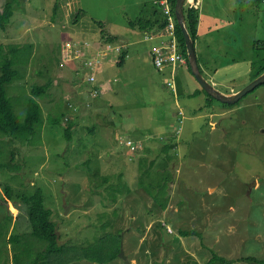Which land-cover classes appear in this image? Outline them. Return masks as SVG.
I'll use <instances>...</instances> for the list:
<instances>
[{
    "label": "rangeland",
    "instance_id": "rangeland-1",
    "mask_svg": "<svg viewBox=\"0 0 264 264\" xmlns=\"http://www.w3.org/2000/svg\"><path fill=\"white\" fill-rule=\"evenodd\" d=\"M152 1L0 0V11L5 8L7 14L0 26L2 52L15 51L7 56L20 73L7 90L20 120L30 87L51 82L45 94L33 97L43 113L39 137L24 143L0 133V264H16L22 244L11 238L31 231L20 196L37 188L44 207L52 211L59 244L82 247L119 232L120 251L130 264H221L212 261L213 254L236 260L233 264L264 262V84L234 104L212 98L205 106L203 92L190 98L202 88L186 58L164 68L171 78L163 77L146 53L152 44L143 40L146 31L129 25L149 17ZM243 7L226 9L241 18L237 26L221 29L222 44L208 49L211 64L239 58L263 63L264 4ZM100 35L120 44L137 43L129 46L124 69L104 61L96 71L74 58V52L83 50L75 49V42L93 49ZM124 50L125 45L117 49ZM179 68L188 72L185 81ZM176 76L183 91L175 85ZM253 77L233 85L242 88ZM106 82L112 89L99 91ZM191 109L203 111L195 115ZM52 118L59 122L50 124ZM67 120L72 122L70 139L64 135ZM128 140L139 147L133 157L124 145ZM160 140L173 147L163 153ZM165 157L171 158L162 163ZM141 159L149 175H142L144 184L139 185ZM150 161L155 163L151 169ZM119 174L128 193L118 185ZM7 186L9 202L4 198ZM167 196L165 209L155 204L154 198ZM120 251L104 264H124ZM241 257L255 261H239ZM57 264L100 263L83 257L74 261L67 253Z\"/></svg>",
    "mask_w": 264,
    "mask_h": 264
},
{
    "label": "trees",
    "instance_id": "trees-1",
    "mask_svg": "<svg viewBox=\"0 0 264 264\" xmlns=\"http://www.w3.org/2000/svg\"><path fill=\"white\" fill-rule=\"evenodd\" d=\"M175 3L176 0H167L166 2L168 9L170 10L172 16H174V23H175V30L178 40L179 51L183 54V56L187 60L184 37L176 22V18L174 14ZM4 10L5 8L3 9V11H0V26L3 25L2 23L3 19L5 21L7 17V14H4ZM155 12L158 13V11ZM77 19L79 18L77 17ZM184 19L188 31L190 33V36L192 40L195 41L197 38L199 6L197 8L194 7L190 8L188 6V0H187L184 6ZM129 25L140 31L144 30L146 32L147 31L149 32L153 30V32L156 34V31L163 29V27L165 26V19L160 18L157 21H152L151 19L139 18L136 20L129 21ZM100 26L102 27V24H100ZM100 38L101 40L104 39L102 42L105 43L112 42L109 38L103 35H101ZM256 45L257 42H255L254 46ZM29 46L30 45H27L25 48ZM3 49H4V45L0 43V54H4L3 59L0 61V133L13 136L24 143H29L32 136H35L36 138L39 137L40 131L43 128L42 109L39 103L33 97L34 96L40 97L43 94H45L46 91L50 88L51 82L48 81L44 85L41 86L32 85L30 87V95L26 100V114L24 119L20 120L15 114L14 101L11 97H9L7 90V87L13 82L16 76L18 75L20 76V73L17 74L16 69L13 67L14 62L12 61V59L8 57L10 56L11 53H14L15 51H11L13 49L10 48L9 51L7 50L2 52ZM125 56H126V52H123L122 55L120 56L121 64ZM252 66H253L252 75L256 77L257 75H259L261 72L264 71V58H263V63H259V64L256 63L255 60H253ZM187 69L191 73L188 62H187ZM200 71L202 72L201 68ZM27 73L25 74L24 79L26 78ZM202 92L206 95L205 106H207L209 103L212 102L213 99L208 94H206V92H204L203 89H201V91L197 90L189 94V97L191 98L198 96ZM190 111H193V113L197 114L203 110L191 109ZM58 122H59L58 118H52L49 120L50 124H56ZM71 126H72V122L68 121V127L64 129V135L67 139L71 138V133H70L72 128ZM170 148L171 147L168 145L163 146L162 152L166 153ZM169 158L171 157H165L162 163L167 162ZM143 163L144 162L141 159L139 161V170L140 171L142 170V172H140L141 176H139V181H138L139 185L144 184L140 180L142 178V175H144L145 177L149 175L148 171L143 170ZM154 164H155L154 161L149 162L150 167H153ZM121 181H122L121 174H119L118 185L120 186L124 185L126 192L129 188L125 183H121ZM11 192L12 191L10 187L7 186L5 188V193H4L5 195L4 198L6 199L5 200L6 202H9ZM158 192L164 193L163 189L162 191H158ZM20 197L27 207L25 211L27 214L29 225L31 227V231L30 234H28L27 236L15 235L12 236L11 238L12 240L17 241L19 244H22V246L17 248L20 250L14 256V260L16 264H21V260H25V259H27L28 262L24 264H57V259L62 255H66L67 253L73 256L74 261L77 258L83 257L86 258L87 260L97 261L100 264H104V262H109L113 260L119 253L120 251L119 239L121 238L119 232L116 235L104 234L101 237L95 239L94 242L86 243L82 247L73 244L67 245L66 243L59 244L58 237L55 232L56 223L53 222V220L51 219V215H52L51 209L44 207L42 190L40 188H37L32 195L22 194ZM154 200H155V204L163 209L166 208V205L169 201L168 196L164 200L159 198H154ZM160 227H166V224L164 225L161 224ZM180 234L183 236H191L192 234L196 235V232L180 231ZM35 247L38 248V251L34 250ZM33 251H35V253H32ZM50 255H54L55 257L57 256V259L49 260L48 257ZM101 256L104 258H101ZM212 261H218L221 264H233L236 260H226L223 257H219L213 254ZM239 261L251 263L255 261V259L251 257H241ZM263 263H264L263 261H259V264H263Z\"/></svg>",
    "mask_w": 264,
    "mask_h": 264
},
{
    "label": "crops",
    "instance_id": "crops-1",
    "mask_svg": "<svg viewBox=\"0 0 264 264\" xmlns=\"http://www.w3.org/2000/svg\"><path fill=\"white\" fill-rule=\"evenodd\" d=\"M161 0H153L152 5H154V8L151 10L150 15L146 19H151L152 21H157L160 18H163L162 15V9L159 6V2ZM167 2V0H165ZM197 4L199 6V20H198V25H197V38L194 41L195 44V50L197 54V59L199 66L202 70V75L203 73L208 75V78L204 77L211 81L213 84L216 86L225 89V91H236L240 89V87L236 88L234 86V82H241V81H246L252 73H253V59L252 58H239V59H231L227 62L224 63H219V64H211L209 60V55H208V49L212 47L213 43H217L219 46L222 44L221 39H220V32L223 27L225 28L228 24H232L233 26H237L239 24V19L241 18L239 15L236 16L234 14V11L230 12L229 14L226 9H231V10H237V9H242L251 7L253 8V4L260 2L258 0H196ZM262 3V2H261ZM264 4V3H263ZM155 11H158L156 13ZM103 29V28H101ZM104 30V29H103ZM102 31H100L101 33ZM150 33L153 34V30L149 31ZM146 32L144 33L143 40L144 41H152L151 48L149 50L146 49V53L149 56V59L151 61V52L154 51L161 42V38H154L153 40H146L145 36L149 35ZM101 37V35H100ZM114 38V37H113ZM99 39V36H97V40ZM104 40V39H103ZM257 40L253 41V44H255ZM77 43V42H75ZM112 44V42H110ZM111 44H106V46H101L98 47L96 44H92L93 49L88 50L87 46L85 45L84 47L82 46H76L77 48H82L83 50H79L78 52L76 51L73 53V56L75 58H78L79 60H83L84 64H86L90 69H95L98 65H103L104 61L109 62V63H116V65L120 69H124L126 66V61L129 55V46L135 43L133 40H131L127 44H120L118 42V39H115V42L113 44H116V46H126V56L124 57L122 64H121V58L117 57V60L115 61V53H110L108 50L111 47ZM78 45V44H77ZM76 48V49H77ZM89 57V58H88ZM94 57V58H92ZM107 59V60H106ZM152 63V62H151ZM121 64V65H120ZM217 65L216 67H214ZM198 66V67H199ZM199 68V70H200ZM159 74L163 75V77H166L167 79L171 78V71L167 72V70H157ZM178 71L181 72L180 78H182L184 81L186 80V74L188 72L183 71L181 68L178 69ZM176 75V74H175ZM188 75V74H187ZM164 78L163 80V88L165 87V82H167V79ZM176 81H177V76H176ZM118 82V80L114 79L113 83ZM229 84H232L229 86ZM175 85L180 88V90H184L182 88V85L177 81ZM106 86H110L112 89V84L110 82H106L103 84H100L97 89L99 91H102L100 89L105 88ZM188 89V88H187ZM185 89V90H187ZM188 94V93H187ZM186 96L188 97V95ZM96 96V95H94ZM189 98V97H188ZM181 107L179 108V111H181ZM178 111V112H179ZM190 113H193V111H189ZM195 114V113H193ZM196 115V114H195ZM118 140V142L122 141ZM165 141L160 140V142H163L164 146L168 145L171 148L172 143L170 144H165ZM171 141V138L169 137V140ZM116 142V141H115ZM175 142V139H174ZM124 145L129 148V156L133 157L134 153L136 151L139 152V147L134 145V143H131L129 140L124 142ZM133 148V149H132ZM170 148V149H171ZM169 149V150H170ZM147 150V149H146ZM168 150V151H169ZM167 151V152H168ZM166 152V153H167ZM164 153V152H163ZM164 161V159L162 160ZM152 167H150L151 169ZM149 172V171H148ZM126 179V178H125Z\"/></svg>",
    "mask_w": 264,
    "mask_h": 264
},
{
    "label": "water",
    "instance_id": "water-1",
    "mask_svg": "<svg viewBox=\"0 0 264 264\" xmlns=\"http://www.w3.org/2000/svg\"><path fill=\"white\" fill-rule=\"evenodd\" d=\"M186 2L187 0H176L175 6H174V14H175L176 22L184 37L187 61L189 63L191 72L194 75L197 82L200 84V86L215 100L221 103H224V104H234L237 101H239L242 98V96L245 95L247 92L253 90L259 84L264 83V72L258 78L252 81L248 86H246L243 90H241L239 93L233 96L225 95L222 92H220L218 89L213 87L203 77L198 67L195 44L190 36V33L188 31V28L186 26L185 19H184V6ZM120 256L124 260H126V257L123 255V251H120ZM126 264H130V263L126 261Z\"/></svg>",
    "mask_w": 264,
    "mask_h": 264
},
{
    "label": "built area",
    "instance_id": "built-area-1",
    "mask_svg": "<svg viewBox=\"0 0 264 264\" xmlns=\"http://www.w3.org/2000/svg\"><path fill=\"white\" fill-rule=\"evenodd\" d=\"M264 3V0H258ZM160 6L163 8V14L165 16V26L160 32L163 35V39L160 45L154 49L152 55V64L156 69L170 68L172 65L184 60L183 54L179 51L178 40L176 36L174 17L167 7L166 1L161 0ZM188 6L190 8H197L198 4L196 0H188ZM133 149V148H132Z\"/></svg>",
    "mask_w": 264,
    "mask_h": 264
},
{
    "label": "clouds",
    "instance_id": "clouds-1",
    "mask_svg": "<svg viewBox=\"0 0 264 264\" xmlns=\"http://www.w3.org/2000/svg\"><path fill=\"white\" fill-rule=\"evenodd\" d=\"M160 3V2H159ZM159 6H160V4H159ZM161 7V6H160ZM161 11H162V15H163V18L165 19V16H164V14H163V8L161 7ZM174 17V16H173ZM165 22H166V20H165ZM164 28V27H163ZM162 31V29H160V30H158V31H156V34L153 32V34L152 33H148L149 35H146L145 36V39L146 40H153L154 38H156V37H158V38H160V32ZM148 32V31H147ZM100 40H101V38H100ZM103 40H101L100 42H98V43H96V45L98 46V47H101V46H106V44H111V43H105V42H102ZM162 41V40H161ZM161 43V42H160ZM160 43H159V45H160ZM78 44V45H77ZM113 44V43H112ZM112 44H111V46H112ZM75 45H77V46H79V43H75ZM86 45V44H85ZM158 45V46H159ZM114 47V53H116L117 55L116 56H118L119 57V59H120V56L122 55V53L123 52H125V50L124 51H117V49L118 48H120V46L118 45V46H116V44L113 46ZM77 47H75V49H76ZM87 48H88V50H91L92 48H91V46L90 45H88L87 46ZM111 48V47H110ZM109 52H110V49L108 50ZM75 53V52H74ZM152 55H153V52H151V62H152ZM75 58V57H74ZM107 60V59H106ZM153 65V64H152ZM101 68V65H98L95 69H92V70H96V71H98L99 69ZM155 68V67H154ZM156 69V68H155ZM156 70H159V69H156ZM161 70H163V69H161ZM88 81H91V74H90V76H89V78H88ZM171 232V231H170ZM127 261V260H126ZM127 262H129V261H127ZM130 263V262H129ZM124 264H126V262H124Z\"/></svg>",
    "mask_w": 264,
    "mask_h": 264
},
{
    "label": "bare ground",
    "instance_id": "bare-ground-1",
    "mask_svg": "<svg viewBox=\"0 0 264 264\" xmlns=\"http://www.w3.org/2000/svg\"><path fill=\"white\" fill-rule=\"evenodd\" d=\"M189 64V63H188ZM190 67V66H189ZM190 71H191V69H190ZM264 72V71H263ZM263 72H261L259 75H257L256 77H254V78H252L250 81L252 82V81H254L256 78H258ZM192 73V72H191ZM202 74V73H201ZM204 77V76H203ZM205 78V77H204ZM206 79V78H205ZM207 80V79H206ZM213 87H215L216 89H218L220 92H222L223 94H225V95H228V96H233V95H236L237 93H239L241 90H243L246 86H248L249 84H247L244 88L242 87V88H240V89H238V90H236V91H233V92H231V91H224L223 89H221L220 87H218V86H216L215 84H213L211 81H209V80H207ZM259 85H262V84H259ZM257 87V86H256ZM202 88V87H201ZM203 89V88H202ZM204 90V89H203ZM205 91V90H204ZM206 92V91H205ZM207 93V92H206ZM248 93V92H247ZM246 93V94H247ZM208 94V93H207ZM245 94V95H246ZM209 95V94H208ZM210 96V95H209ZM244 96V95H243ZM242 96V97H243ZM211 97V96H210ZM211 98H213V97H211ZM214 99V98H213ZM217 101V100H216ZM219 102V101H218ZM238 102V101H237ZM179 113H181V111H179Z\"/></svg>",
    "mask_w": 264,
    "mask_h": 264
}]
</instances>
